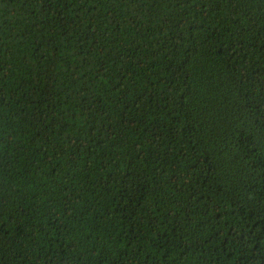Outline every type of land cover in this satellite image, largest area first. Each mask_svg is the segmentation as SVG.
Masks as SVG:
<instances>
[{"label": "trees", "instance_id": "trees-1", "mask_svg": "<svg viewBox=\"0 0 264 264\" xmlns=\"http://www.w3.org/2000/svg\"><path fill=\"white\" fill-rule=\"evenodd\" d=\"M148 254L264 264V0H0V264Z\"/></svg>", "mask_w": 264, "mask_h": 264}, {"label": "rangeland", "instance_id": "rangeland-1", "mask_svg": "<svg viewBox=\"0 0 264 264\" xmlns=\"http://www.w3.org/2000/svg\"><path fill=\"white\" fill-rule=\"evenodd\" d=\"M93 20L95 21V19ZM163 27H164L163 25L159 26L158 30L160 29V32L158 30L156 31V36H155L156 40L154 47H151V50H149L153 55L152 58L159 59L166 64V67L163 68V71L170 73V77H168V79H170L173 74L174 75L176 73L182 74L183 72L186 71H190L192 74L197 76L193 71L195 70V68L191 64V56L195 48V45L192 41L194 36H190L188 39H185L182 35L176 37V34L175 35L172 34L171 33L172 31H169L166 25L167 36L163 37V39H159L160 33L162 31L161 28ZM138 59L140 61L138 64L141 66L148 65V63H151V60L146 61L143 57H139ZM196 85L197 83H194V86ZM152 99H155V96H153ZM178 100L181 99H177L176 101ZM193 152L199 159H204L206 157V155L201 151H193ZM196 172H200V170L198 169V171ZM200 185L201 183H197L194 184V187H198ZM131 188H129V190ZM129 190L127 191V193L130 192ZM62 191L63 190H56L53 191L52 193L58 196L62 193ZM153 242L154 240H150L148 243H146V245L150 246L149 251L150 252L152 251L154 254L156 249V243ZM138 259L139 261L137 262L140 264H157L156 258L149 256V254L144 257H140Z\"/></svg>", "mask_w": 264, "mask_h": 264}]
</instances>
